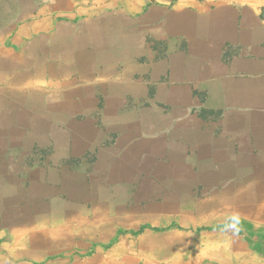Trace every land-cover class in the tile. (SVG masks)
Masks as SVG:
<instances>
[{
    "label": "crops",
    "instance_id": "obj_1",
    "mask_svg": "<svg viewBox=\"0 0 264 264\" xmlns=\"http://www.w3.org/2000/svg\"><path fill=\"white\" fill-rule=\"evenodd\" d=\"M263 5L0 20V264H264Z\"/></svg>",
    "mask_w": 264,
    "mask_h": 264
},
{
    "label": "rangeland",
    "instance_id": "obj_2",
    "mask_svg": "<svg viewBox=\"0 0 264 264\" xmlns=\"http://www.w3.org/2000/svg\"><path fill=\"white\" fill-rule=\"evenodd\" d=\"M152 3H164L172 5L177 0H150ZM48 0H0V20H11L16 18L31 19L34 11L46 4ZM264 19V5L260 12Z\"/></svg>",
    "mask_w": 264,
    "mask_h": 264
},
{
    "label": "clouds",
    "instance_id": "obj_3",
    "mask_svg": "<svg viewBox=\"0 0 264 264\" xmlns=\"http://www.w3.org/2000/svg\"><path fill=\"white\" fill-rule=\"evenodd\" d=\"M229 219L231 223L228 225V227L235 228L239 223V216L237 214H233Z\"/></svg>",
    "mask_w": 264,
    "mask_h": 264
}]
</instances>
